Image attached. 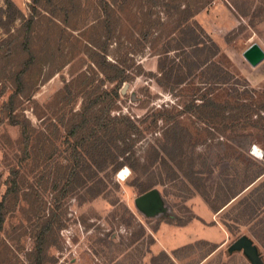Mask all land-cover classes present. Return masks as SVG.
<instances>
[{
    "label": "rangeland",
    "instance_id": "1",
    "mask_svg": "<svg viewBox=\"0 0 264 264\" xmlns=\"http://www.w3.org/2000/svg\"><path fill=\"white\" fill-rule=\"evenodd\" d=\"M9 1L0 108L17 93L32 130L25 154L0 111V264H36L47 224L40 264H264V61L242 57L264 50V0ZM125 165L134 174L118 182ZM199 225L222 228L223 245L194 240L169 256L156 241L194 239ZM240 237L254 257L233 249Z\"/></svg>",
    "mask_w": 264,
    "mask_h": 264
},
{
    "label": "trees",
    "instance_id": "2",
    "mask_svg": "<svg viewBox=\"0 0 264 264\" xmlns=\"http://www.w3.org/2000/svg\"><path fill=\"white\" fill-rule=\"evenodd\" d=\"M36 2H38V0H36ZM5 4H6V7L7 8H14V5L11 1L9 0H5ZM13 18V17H12ZM98 51L100 52H103L101 49H98ZM96 55V54H95ZM96 57H100L101 60H102V63L98 64L100 66V69L102 70V72L105 74V69H106V66H110L108 63H106V60H105V57H103L102 55H100L99 53H97ZM30 58H33V55L30 54ZM104 66V67H103ZM105 68V69H104ZM116 69V71L118 72V75L114 76L113 78L109 79V80H117V79H120V81L117 83L118 85L120 84L121 80H122V71H120L118 68L114 67ZM113 68V69H114ZM19 80L20 78L17 77ZM125 78V77H124ZM123 81V80H122ZM159 84V82H158ZM160 85V84H159ZM161 86V85H160ZM117 88L116 87L113 92H114V95L117 96ZM17 93L16 94H12L9 96L8 100L3 103V105L1 106V113H2V116H3V121H7V123L11 126H16L18 127L19 129V143L21 144V146L23 147V151L25 154H27L28 152V147H29V144H30V141H31V137H30V131L32 130L31 127H30V124L28 122V120L26 119H19L18 118V115L15 113V110H16V106H15V101H16V98H17ZM96 104V103H95ZM93 106V105H92ZM219 107L218 104L214 103L212 100H209L207 103H206V107ZM220 110H223L222 108H220ZM109 112V106L105 107L103 109V115L107 114ZM3 121H0L3 122ZM106 119H104L103 116L99 117L96 119V125H95V129L98 128L99 130L103 129V127H105L106 124H103V122H105ZM84 127V123L81 122L80 125H76L74 126V129L73 131H71V135H75L77 132L76 130L77 129H83ZM94 137V136H93ZM91 139L90 135H87L85 138H81V140L78 141V143L75 145V147L78 146V148H83L84 144L86 145L87 142H89V140ZM125 160H128L126 157H125ZM130 168L132 170L133 167L131 165H129ZM118 168V167H117ZM15 177V176H14ZM14 177H11L9 180H8V187L6 189V192H5V195L4 196H9L13 193H16L17 191V183L14 179ZM148 189H141V193H145ZM4 202H5V197L3 198V200L0 202V229L2 228V225H3V222H4V216H3V205H4ZM50 231L49 227H48V224L45 225L43 228H42V231L41 233H39L38 237L36 238V244H35V247H34V258L36 260V264H40L41 263V258L44 256V250L46 248V244H47V236H48V232ZM242 238V237H240ZM239 238V239H240Z\"/></svg>",
    "mask_w": 264,
    "mask_h": 264
},
{
    "label": "crops",
    "instance_id": "3",
    "mask_svg": "<svg viewBox=\"0 0 264 264\" xmlns=\"http://www.w3.org/2000/svg\"><path fill=\"white\" fill-rule=\"evenodd\" d=\"M207 10L209 13H211L213 8L212 7H208V9L205 8L203 11L196 14L195 17H202L203 12L207 13ZM188 227H185V228H188ZM195 228L200 229L198 231H201L202 234H195L194 239L187 238L186 236L180 237V235L172 233V234H169L168 237L158 238L156 241L158 245L162 248V250L166 252L169 256H171L169 252L173 251L179 246L186 244L187 242H192L194 240L208 241L215 245H219L220 247L223 245L224 233H223L222 228L218 226H214L213 228H206L203 226L200 227V225L195 226ZM207 229H212L213 232L207 233Z\"/></svg>",
    "mask_w": 264,
    "mask_h": 264
},
{
    "label": "water",
    "instance_id": "4",
    "mask_svg": "<svg viewBox=\"0 0 264 264\" xmlns=\"http://www.w3.org/2000/svg\"><path fill=\"white\" fill-rule=\"evenodd\" d=\"M242 57L252 68H255L264 61V50L257 43H253L242 53ZM151 201V192H146L137 199L138 204L144 207ZM233 249H243L249 257H254L255 254L250 241L244 237L234 243Z\"/></svg>",
    "mask_w": 264,
    "mask_h": 264
},
{
    "label": "clouds",
    "instance_id": "5",
    "mask_svg": "<svg viewBox=\"0 0 264 264\" xmlns=\"http://www.w3.org/2000/svg\"><path fill=\"white\" fill-rule=\"evenodd\" d=\"M250 154L254 157H259L262 155L261 150L255 145L252 146ZM133 174H134L133 170L129 168L127 165H125L123 168L119 169L115 173V179L118 182H124L130 179L133 176Z\"/></svg>",
    "mask_w": 264,
    "mask_h": 264
}]
</instances>
